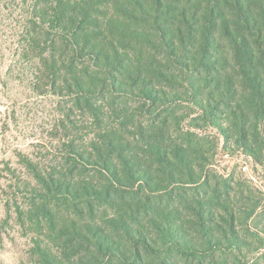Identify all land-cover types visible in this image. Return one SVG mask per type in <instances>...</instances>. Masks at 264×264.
I'll return each instance as SVG.
<instances>
[{"label":"trees","instance_id":"trees-1","mask_svg":"<svg viewBox=\"0 0 264 264\" xmlns=\"http://www.w3.org/2000/svg\"><path fill=\"white\" fill-rule=\"evenodd\" d=\"M0 5L10 72L58 113L12 171L0 233L27 238L21 264L264 261L262 190L210 170L220 139L264 168V0Z\"/></svg>","mask_w":264,"mask_h":264},{"label":"rangeland","instance_id":"rangeland-1","mask_svg":"<svg viewBox=\"0 0 264 264\" xmlns=\"http://www.w3.org/2000/svg\"><path fill=\"white\" fill-rule=\"evenodd\" d=\"M14 15L0 5V224L5 218L6 202L10 198L12 171L16 170L24 178L27 177L18 155L39 160L38 152L43 153L42 149L49 146L48 141L52 137L48 132L58 117L56 99L33 95L22 75L16 70L10 72L16 40ZM206 135L218 137L214 132H206ZM225 146L234 153L226 152ZM218 152L210 170L224 178L232 176L234 182L245 183L255 192L260 189L264 195L263 167L243 156V151L233 142L225 144L220 139ZM263 209L264 201L258 213ZM27 244V238L10 221L9 226L0 233V264H21L26 256ZM262 250L260 254L264 255V248ZM250 258L255 260L258 257ZM259 264H264V261L260 260Z\"/></svg>","mask_w":264,"mask_h":264}]
</instances>
